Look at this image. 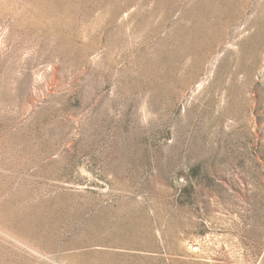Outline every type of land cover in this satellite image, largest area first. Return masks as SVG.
I'll return each instance as SVG.
<instances>
[{
    "label": "rangeland",
    "instance_id": "1",
    "mask_svg": "<svg viewBox=\"0 0 264 264\" xmlns=\"http://www.w3.org/2000/svg\"><path fill=\"white\" fill-rule=\"evenodd\" d=\"M0 264H264V0H0Z\"/></svg>",
    "mask_w": 264,
    "mask_h": 264
}]
</instances>
